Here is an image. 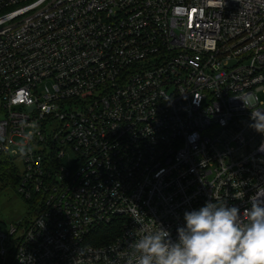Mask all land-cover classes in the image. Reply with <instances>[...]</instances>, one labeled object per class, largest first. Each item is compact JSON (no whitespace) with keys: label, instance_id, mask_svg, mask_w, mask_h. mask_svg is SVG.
<instances>
[{"label":"built area","instance_id":"obj_1","mask_svg":"<svg viewBox=\"0 0 264 264\" xmlns=\"http://www.w3.org/2000/svg\"><path fill=\"white\" fill-rule=\"evenodd\" d=\"M261 90L264 0H0V155L29 208L0 264H128L145 229L176 240L208 201L246 222Z\"/></svg>","mask_w":264,"mask_h":264},{"label":"clouds","instance_id":"obj_2","mask_svg":"<svg viewBox=\"0 0 264 264\" xmlns=\"http://www.w3.org/2000/svg\"><path fill=\"white\" fill-rule=\"evenodd\" d=\"M252 119L264 133V113H252ZM246 216L245 222L237 207L208 201L184 213L176 240L162 226L145 229L128 264H264V199L253 200Z\"/></svg>","mask_w":264,"mask_h":264},{"label":"rangeland","instance_id":"obj_3","mask_svg":"<svg viewBox=\"0 0 264 264\" xmlns=\"http://www.w3.org/2000/svg\"><path fill=\"white\" fill-rule=\"evenodd\" d=\"M257 96L260 102L264 103V90L257 92ZM16 144H23V140L15 139ZM11 151L17 153L21 152V148L18 146H12ZM15 165L21 171L20 162L14 161ZM2 163H5L3 161ZM8 169V168H7ZM8 174L5 177L0 173V220L3 221L7 226L15 225L19 223L26 222V216L28 215V204L22 199V197L17 193L16 184L10 185L14 174L8 169ZM14 180V179H13ZM32 219V217H30Z\"/></svg>","mask_w":264,"mask_h":264},{"label":"trees","instance_id":"obj_4","mask_svg":"<svg viewBox=\"0 0 264 264\" xmlns=\"http://www.w3.org/2000/svg\"><path fill=\"white\" fill-rule=\"evenodd\" d=\"M5 161V163H2ZM12 171L14 174V177L12 179V183L10 185H14L18 183L19 181V168L15 165V162L13 159L9 158L6 155H0V173H2L5 177L7 176L8 169ZM23 199V198H22ZM27 203V201H25ZM28 204V203H27ZM6 226V224L0 220V228ZM119 232V224L117 222L105 225L100 227L95 233H94V245H103L110 241H112Z\"/></svg>","mask_w":264,"mask_h":264}]
</instances>
